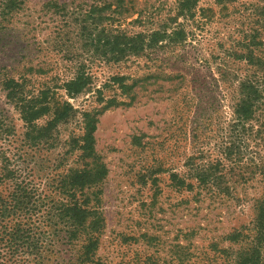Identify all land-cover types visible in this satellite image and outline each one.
Returning a JSON list of instances; mask_svg holds the SVG:
<instances>
[{
  "label": "rangeland",
  "instance_id": "374dc122",
  "mask_svg": "<svg viewBox=\"0 0 264 264\" xmlns=\"http://www.w3.org/2000/svg\"><path fill=\"white\" fill-rule=\"evenodd\" d=\"M182 1L126 0L115 24L129 38L166 28L186 36L157 45L147 37L138 55L128 50L123 58L96 42L101 27L80 31L81 21L90 26L92 0H25L1 36L0 81L25 78L27 97L50 89L52 103L77 111L56 128V148L31 150L0 86V115L14 127L0 148L13 160L22 155L18 163L34 169L31 179L50 175L62 157L57 172L82 165L65 152L70 138L83 135L82 113H98L96 150L108 174L95 189L104 225L90 264H232L247 241L262 190L259 176L248 183L240 176L264 165V140L237 124L234 109L253 72L241 58L249 36L259 28L264 39V17L256 13L264 0H198L180 15ZM81 74L91 79L88 91L69 95L64 84ZM117 78L132 89L122 90ZM209 167H217L222 186H198L193 175Z\"/></svg>",
  "mask_w": 264,
  "mask_h": 264
},
{
  "label": "trees",
  "instance_id": "16d2710c",
  "mask_svg": "<svg viewBox=\"0 0 264 264\" xmlns=\"http://www.w3.org/2000/svg\"><path fill=\"white\" fill-rule=\"evenodd\" d=\"M92 1L85 16V20H90L91 27L85 23L83 25L85 21H81L80 31L93 32L101 27L96 42L104 43L110 53L122 58L128 50L138 55L144 49L147 37H150L148 43L157 45L166 40L178 43L186 36L182 29L168 33L166 28L150 34L138 33L129 38L115 24L118 22L117 16L127 11L126 0ZM197 2L198 0H183L179 14L185 11L191 13ZM24 4L25 0H0V40L5 26ZM256 13L263 18L264 8L256 9ZM261 22L264 24V20ZM260 33L259 28L253 30L246 52L241 55L253 72L240 85V99L234 113L237 124L242 127L248 124L252 137L264 140V57H258L256 53L258 46L264 45ZM233 54L236 57L238 53ZM258 76L260 78L256 79ZM116 81L121 83V89L125 92L132 89L123 83V78H117ZM26 82L22 77L4 78L0 81V86L8 103L20 114L25 125L24 145L31 150H52L57 145L55 130L59 123L70 116L76 117L77 111L69 103H63L61 108L55 105V101L52 103L54 94L50 89H38V95L27 97ZM90 82L89 76L81 74L65 83L64 88L69 95L76 96L88 91ZM97 116L98 113H82L83 135L70 138L69 149L65 152V156L72 154L73 158L75 155L74 160H80V163L82 161L81 167L57 172L65 159H68L62 157L59 164L53 167L54 171L39 181L31 179L34 169H22L18 163L17 159L24 160L22 155H15L18 158L13 160L3 147L0 148V186L9 189L7 193L0 192V264H90L95 259L104 225L97 206L99 195L95 189L108 174L106 165L96 150ZM44 117H48V120L39 124L38 121ZM6 121V116L0 115V139L4 136L9 138L14 132V127ZM33 159L35 157H30L29 160ZM214 169L204 168L193 175L199 187H206L211 182L218 187L223 185V177L218 175L217 167ZM255 176H259L262 193L252 205L254 218L251 227L246 229L245 246L236 251L232 264H264V165L254 166L250 175L240 176V179H245V183H248ZM179 184L187 190L193 188L191 183L185 181H180ZM224 191L228 192L230 189L225 187ZM237 234L232 240L240 241L239 237L244 236L241 232Z\"/></svg>",
  "mask_w": 264,
  "mask_h": 264
}]
</instances>
